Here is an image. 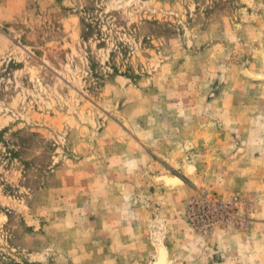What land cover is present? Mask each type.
<instances>
[{
  "label": "rangeland",
  "instance_id": "1",
  "mask_svg": "<svg viewBox=\"0 0 264 264\" xmlns=\"http://www.w3.org/2000/svg\"><path fill=\"white\" fill-rule=\"evenodd\" d=\"M161 248L264 264V0H0V264Z\"/></svg>",
  "mask_w": 264,
  "mask_h": 264
},
{
  "label": "bare ground",
  "instance_id": "2",
  "mask_svg": "<svg viewBox=\"0 0 264 264\" xmlns=\"http://www.w3.org/2000/svg\"><path fill=\"white\" fill-rule=\"evenodd\" d=\"M193 168H190V171H192ZM171 185H177L179 183H181V180H179V178L177 177H171L169 179V182ZM160 258H159V261L158 262H155L154 264H166V251L164 250V248H161L160 249ZM168 262V261H167Z\"/></svg>",
  "mask_w": 264,
  "mask_h": 264
}]
</instances>
